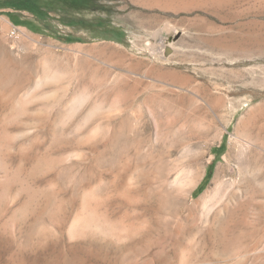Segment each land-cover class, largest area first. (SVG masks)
Here are the masks:
<instances>
[{"label":"rangeland","instance_id":"1","mask_svg":"<svg viewBox=\"0 0 264 264\" xmlns=\"http://www.w3.org/2000/svg\"><path fill=\"white\" fill-rule=\"evenodd\" d=\"M0 264H264V0H0Z\"/></svg>","mask_w":264,"mask_h":264},{"label":"bare ground","instance_id":"2","mask_svg":"<svg viewBox=\"0 0 264 264\" xmlns=\"http://www.w3.org/2000/svg\"><path fill=\"white\" fill-rule=\"evenodd\" d=\"M169 43H171V42H169ZM168 44V43H167ZM168 46V45H167ZM239 107V106H238ZM230 124V123H229ZM234 136V135H233ZM221 138V137H220ZM255 144V143H254ZM253 144L251 143V141L250 140H248V139H246V138H242L241 136H235L234 138H232V139H230V142H229V150L231 151L232 149H235V153L236 154H234V155H236V164H234V166H236V168H237V170H239L240 171V169H239V164H238V162H239V157H241V155L243 154V152H242V154H241V151H242V149H247L248 150V148H250V146H252ZM262 148V147H261ZM261 148H260V150H261ZM258 149V148H257ZM263 149V148H262ZM228 150V151H229ZM251 150V149H250ZM249 150V151H250ZM253 150H255V149H253ZM252 151V150H251ZM232 152V151H231ZM231 152H229V153H231ZM247 152V151H246ZM254 152V151H253ZM233 154V153H232ZM232 156V155H231ZM214 158V155L212 156V155H210L209 156V160H208V162H210L212 159ZM229 158H230V154H227L226 156H224V158H223V161H224V163H222V164H225L226 166H228V165H230L229 164ZM234 159V160H235ZM233 160V162H235ZM231 164H233L232 162H231ZM221 165V164H220ZM221 170H223L222 169V165L221 166H219V167H217V169H216V171H215V173H214V176H213V179H212V181H211V183L209 184V187H208V189L207 190H205V192L200 196V198H199V201H201L200 203H203L204 201H203V199H205V197L206 196H209V194H210V191H212L211 189H212V186H215V187H213V191L219 186H217V184H220V183H222V181H220V179H219V175L221 174L220 173V171ZM249 170V169H248ZM222 172V171H221ZM230 172H232V171H230ZM229 172V173H230ZM240 173V172H239ZM241 173H243V171L241 172ZM247 173H251V170H250V172L248 171ZM203 174H204V170H203ZM244 174H246V170H245V173ZM247 175V174H246ZM242 176V175H241ZM224 177V176H223ZM243 177H244V175H243ZM201 178H203V175H202V177ZM201 178L199 179V180H197V181H195V182H193V183H191V185L189 186V189H188V191H187V200L189 201V203L191 202L192 204L194 203L195 204V202H196V200L193 198V192L195 191V189L198 187V185H199V183H200V180H201ZM221 178V177H220ZM224 179V178H223ZM223 179H221V180H223ZM242 180H244V179H242ZM244 182V181H243ZM246 182V181H245ZM242 183V182H241ZM243 184V183H242ZM222 186H223V184H222ZM221 186V184H220V186H219V189H218V191L219 190H221L220 188L222 187ZM215 188V189H214ZM217 190L215 191V193H218L219 194V192H218ZM213 192H211V195L213 196V194H212ZM216 195V194H215ZM216 197V196H215ZM206 198H208V197H206ZM210 199H213V198H210ZM215 199V198H214ZM214 201V200H213ZM221 201H222V199H221ZM196 203H198V202H196ZM208 203V202H207ZM210 203V202H209ZM191 204V205H192ZM211 204V203H210ZM219 204V203H218ZM203 205V204H202ZM207 206V205H206ZM203 208H208V207H204L203 206ZM215 208V207H214ZM97 223V222H96ZM98 225V224H97Z\"/></svg>","mask_w":264,"mask_h":264}]
</instances>
